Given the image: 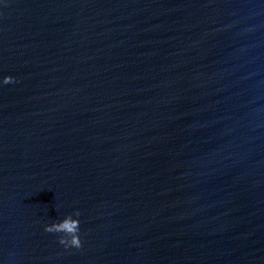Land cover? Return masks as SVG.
Returning <instances> with one entry per match:
<instances>
[{"label":"water","instance_id":"water-1","mask_svg":"<svg viewBox=\"0 0 264 264\" xmlns=\"http://www.w3.org/2000/svg\"><path fill=\"white\" fill-rule=\"evenodd\" d=\"M5 75L0 264H264V0H3Z\"/></svg>","mask_w":264,"mask_h":264},{"label":"clouds","instance_id":"clouds-1","mask_svg":"<svg viewBox=\"0 0 264 264\" xmlns=\"http://www.w3.org/2000/svg\"><path fill=\"white\" fill-rule=\"evenodd\" d=\"M2 2H3V0H0V3H2ZM12 80H13L12 76L5 75V76H3L2 81H0V83L7 84V83L11 82ZM45 231H62V229L54 227L52 225H46ZM59 243L64 245L66 248L67 247L79 248L81 246V239H80L78 229H77V231H75L71 234L70 238H65L64 236H61L59 239Z\"/></svg>","mask_w":264,"mask_h":264}]
</instances>
